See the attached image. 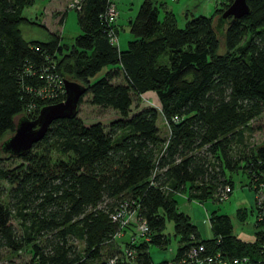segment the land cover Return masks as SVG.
<instances>
[{"label": "trees", "instance_id": "trees-1", "mask_svg": "<svg viewBox=\"0 0 264 264\" xmlns=\"http://www.w3.org/2000/svg\"><path fill=\"white\" fill-rule=\"evenodd\" d=\"M33 2L0 0V140L15 115L32 119L63 99L62 78L85 86L78 105L86 95L115 117L84 122L76 112L52 120L21 155L0 150V179L8 184L0 191V260L3 249L22 248L29 256L18 264H166L198 244L202 254L225 257L254 260L256 250L264 252L262 229L244 240L217 210L208 214L211 236L201 238L175 198L227 195L237 170L255 190L264 188V127L250 124L264 111V0H246L247 14L217 26L230 0L220 2L208 16H185L181 27L170 10L160 18L155 0H140L122 48L107 36L110 27L118 31V12L112 24L105 15L113 0H80L79 32L69 43L23 13ZM22 24L40 27L46 38H24ZM145 91L154 92L159 110L131 109ZM253 128L263 139L249 146ZM123 206L145 221L146 238L112 218ZM166 222L179 244L171 259L152 260L148 245H166Z\"/></svg>", "mask_w": 264, "mask_h": 264}, {"label": "rangeland", "instance_id": "rangeland-1", "mask_svg": "<svg viewBox=\"0 0 264 264\" xmlns=\"http://www.w3.org/2000/svg\"><path fill=\"white\" fill-rule=\"evenodd\" d=\"M69 1L70 0H34L32 5L23 9V13L30 16V18H36L49 29L57 31L61 36V41L69 43L73 36L79 32L76 23L75 9L68 6ZM113 1L118 12L116 17V24L118 26L117 40L121 41V37L124 34L127 33L128 37L130 36L127 22L129 18L134 16L140 0ZM226 1L227 0H155V3L159 4L160 18L163 15L162 9L170 10L174 15L177 26L181 27L184 24L185 16L186 18L198 14L208 16L212 13L217 4L220 2L225 3ZM20 28L23 37L26 39L46 38V33L40 27L22 24ZM82 99L83 100L78 105L77 115H79L84 122L100 120L104 123H108L110 119L115 117V113L111 109H102L89 104L86 101V95H83ZM146 105H151L159 110V102L154 92L145 91L138 96H134L131 109L136 110V108H141ZM18 115L19 114L13 117L14 121ZM250 124L254 127L257 125L264 127V111L257 118L251 120ZM156 125L159 135L164 137L167 134L168 128L160 114H158V118L156 119ZM10 133L9 130H6L2 134L1 139ZM262 139L261 130L253 128L250 132H246L245 144L250 146L260 142ZM230 177L232 180V187L225 198L220 200V198L215 197L213 200L207 199L205 201H197L188 199L186 193L182 192L175 194L177 210L189 215L191 223L195 225L201 238L211 236L208 214L212 210L225 212L229 216L232 231L238 237L244 240H253L255 238V232L262 229L261 234H263L262 238H264V188L261 187L255 190L249 185L248 178L239 170L232 173ZM7 188L8 184L0 179V191H5ZM5 196V193L0 196L4 203H6ZM237 208L239 210H236ZM10 221L17 230L20 229L18 225L19 219L12 210ZM164 232L167 234L168 238L164 247L154 244L148 245V251L152 260H169L175 254L179 243L177 237L172 232L171 222H166ZM258 237L259 236H257L256 239ZM262 240L264 241V239ZM77 244L80 243L77 242ZM80 245H78L79 249L82 247ZM105 250L106 248H104V251ZM261 251L256 250L255 253H257L258 256H262ZM2 253L5 261L1 259L0 263L3 264L8 263L7 259H10L14 264H18L29 256V252L26 248H22L17 252H9L3 249Z\"/></svg>", "mask_w": 264, "mask_h": 264}, {"label": "water", "instance_id": "water-1", "mask_svg": "<svg viewBox=\"0 0 264 264\" xmlns=\"http://www.w3.org/2000/svg\"><path fill=\"white\" fill-rule=\"evenodd\" d=\"M249 12L246 0H230L225 8L215 17L216 25L221 26L227 18L229 21L239 18ZM63 99L42 105L34 118L21 114L13 120V130L0 140V150L9 155H21L33 142L40 139L49 123L57 118L72 117L77 112L80 96L85 86L69 78H62Z\"/></svg>", "mask_w": 264, "mask_h": 264}, {"label": "built area", "instance_id": "built-area-1", "mask_svg": "<svg viewBox=\"0 0 264 264\" xmlns=\"http://www.w3.org/2000/svg\"><path fill=\"white\" fill-rule=\"evenodd\" d=\"M80 0H70L68 3L69 7L74 9L79 8ZM117 10L115 6L110 3L106 10V20L109 24L114 23ZM107 36L110 43H116L117 37L114 32L113 27L107 29ZM227 189V187H226ZM225 194L219 196L220 199L225 198ZM113 219H116L119 222L120 226H125L126 224H131L134 227L135 234L141 237L146 238L145 232L147 231V226L144 220L139 219L138 216L134 214L133 211H127L126 207L123 206L117 210L113 215ZM204 247L201 244H198L197 247L192 246L187 251V256L182 258L180 261L169 260L166 264H264V252L262 256H258L254 260L250 259L247 255H241L239 257H225L219 255V253L214 254H202ZM128 255L131 253L130 249L124 250ZM109 262H113V258L109 259ZM128 264V262L126 263ZM153 264H160L159 262H154Z\"/></svg>", "mask_w": 264, "mask_h": 264}, {"label": "crops", "instance_id": "crops-1", "mask_svg": "<svg viewBox=\"0 0 264 264\" xmlns=\"http://www.w3.org/2000/svg\"><path fill=\"white\" fill-rule=\"evenodd\" d=\"M47 28H48V27H47ZM48 30H50V31H55V30H53V29H49V28H48ZM55 32H57V31H55ZM117 38H118V31H117ZM30 39H33V38H30ZM37 39H45V38H37ZM126 39H128V35H127V33L124 34V35L121 37V41H118V48H122V47L125 46V41H126ZM151 92H152V91H151Z\"/></svg>", "mask_w": 264, "mask_h": 264}]
</instances>
